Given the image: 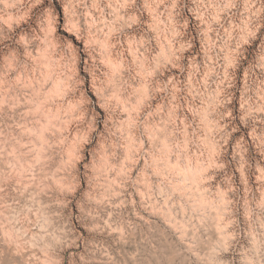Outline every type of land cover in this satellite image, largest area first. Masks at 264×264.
Segmentation results:
<instances>
[{
    "label": "rangeland",
    "instance_id": "obj_1",
    "mask_svg": "<svg viewBox=\"0 0 264 264\" xmlns=\"http://www.w3.org/2000/svg\"><path fill=\"white\" fill-rule=\"evenodd\" d=\"M233 234L264 264V0H0V264H211Z\"/></svg>",
    "mask_w": 264,
    "mask_h": 264
},
{
    "label": "bare ground",
    "instance_id": "obj_2",
    "mask_svg": "<svg viewBox=\"0 0 264 264\" xmlns=\"http://www.w3.org/2000/svg\"><path fill=\"white\" fill-rule=\"evenodd\" d=\"M199 208V207H198ZM203 213V212H202ZM218 221V220H217ZM224 222V221H223ZM227 225H228V223H227ZM224 226V225H223ZM229 227V226H228ZM232 232V231H231ZM230 235H231V233H229ZM183 235V234H182ZM234 235V238L233 237H231L230 238V240L229 239H227V240H225V241H227L226 242V246H227V248H226V252H225V256H224V258H227V259H229L230 261V263H233V264H243L242 263V258L244 257V253H240L239 254V251L240 250H242L243 248H242V244H243V242L240 240V236L239 235H237L236 237H235V234H233ZM228 236V235H227ZM33 237V236H32ZM37 239V238H36ZM31 240V239H30ZM243 240V239H242ZM249 241V240H248ZM32 242V241H31ZM254 245L255 246H257L255 243H254ZM44 246V245H43ZM241 252H243V251H241ZM224 258H215L214 256H209V262L211 263V264H222L223 263V259ZM226 261V260H225ZM224 261V262H225ZM226 263H227V261H226ZM227 264H229V263H227ZM258 264H260V263H258Z\"/></svg>",
    "mask_w": 264,
    "mask_h": 264
}]
</instances>
